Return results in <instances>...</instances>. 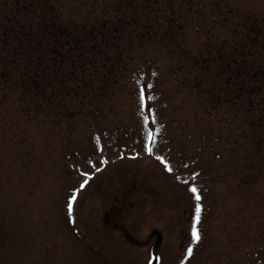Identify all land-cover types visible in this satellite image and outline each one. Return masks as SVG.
<instances>
[{"label":"rangeland","instance_id":"1","mask_svg":"<svg viewBox=\"0 0 264 264\" xmlns=\"http://www.w3.org/2000/svg\"><path fill=\"white\" fill-rule=\"evenodd\" d=\"M194 4L264 22V0ZM12 72H0V264H264V179H240L253 168L225 128L190 116L161 53L133 62L112 101L82 115L63 101L57 119L48 92L33 99Z\"/></svg>","mask_w":264,"mask_h":264},{"label":"trees","instance_id":"2","mask_svg":"<svg viewBox=\"0 0 264 264\" xmlns=\"http://www.w3.org/2000/svg\"><path fill=\"white\" fill-rule=\"evenodd\" d=\"M195 1L0 0L1 77L19 72L33 99L48 92L57 119L63 101L80 115L112 101L133 62L161 53L190 116L205 114L209 135L225 128V145L253 168L240 179H264V22Z\"/></svg>","mask_w":264,"mask_h":264},{"label":"snow or ice","instance_id":"3","mask_svg":"<svg viewBox=\"0 0 264 264\" xmlns=\"http://www.w3.org/2000/svg\"><path fill=\"white\" fill-rule=\"evenodd\" d=\"M141 100L143 101V96H141ZM147 151L151 155V149L148 148ZM156 159L160 160L161 163H164V161L160 157H156ZM165 168L169 172L171 171V168L167 164H165ZM81 187H83V185H81ZM190 191L194 194L195 199L197 200V205H196V210H195L196 211V223H194L193 226H192L191 235H192L193 242H199L200 234H199V232L197 230L196 224L199 223V218H200V213H201V207H200V204H199V201H200L201 197L197 193V189L195 187L190 188ZM69 215H71V204H69ZM188 254H189V256L192 254V249L191 248L188 249Z\"/></svg>","mask_w":264,"mask_h":264}]
</instances>
